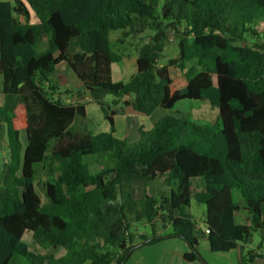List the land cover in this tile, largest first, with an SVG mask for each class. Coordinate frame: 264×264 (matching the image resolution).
I'll use <instances>...</instances> for the list:
<instances>
[{"label": "trees", "instance_id": "16d2710c", "mask_svg": "<svg viewBox=\"0 0 264 264\" xmlns=\"http://www.w3.org/2000/svg\"><path fill=\"white\" fill-rule=\"evenodd\" d=\"M160 3V8H159ZM32 16L36 22H32ZM264 0H10L0 1V264H125L134 251V225L151 238L184 241L187 263L202 262L199 231L211 253L244 247L252 264L264 241ZM147 40L136 71L115 82L123 59L109 42ZM171 39L178 54L158 66ZM45 43L46 49L36 47ZM64 64L101 110L109 132L91 133L85 103L61 98ZM178 74L171 76V70ZM54 75V80L52 79ZM66 92V91H65ZM113 97V107L103 102ZM125 97L130 99L123 101ZM122 105L118 106V103ZM208 103L213 123L161 117L142 140L114 136L113 117L130 107L144 116L177 103ZM24 135L25 143L21 141ZM145 137V138H144ZM44 177L43 200L36 180ZM164 177L167 197H134L133 183ZM202 180L199 191L193 181ZM204 206L206 231L186 213ZM244 215L246 222L239 223ZM171 232L156 234V223ZM30 234L42 250L30 251Z\"/></svg>", "mask_w": 264, "mask_h": 264}, {"label": "rangeland", "instance_id": "374dc122", "mask_svg": "<svg viewBox=\"0 0 264 264\" xmlns=\"http://www.w3.org/2000/svg\"><path fill=\"white\" fill-rule=\"evenodd\" d=\"M163 0H161L162 3ZM159 8H160V3H159ZM257 30L259 32L260 37H264V24L260 23L257 27ZM121 37V31H111L109 33V42H110V47L112 52L114 53H122L123 54V59L120 63L118 64H114L112 66V72H113V81L115 82H125L129 79V77L135 73L136 68H135V60H136V56H137V48L143 44L146 43L147 40H140V39H132V38H127L124 40V43L122 45H118L116 44V40L118 38ZM46 49V44L42 43L37 45L36 47V51L37 52H41L43 50ZM178 54V50H177V45H176V40L175 39H171L167 45V47L165 48L161 58H159L158 60V66H162L165 65L167 60L173 57H176ZM59 70L57 71V76H58V80L57 82H60V86L59 89L62 92V94H66L68 92V95H70L73 100L75 101H79V102H84L86 103L87 106V118L88 121H90L89 123L91 125H89L88 123V128H90L91 133H94L92 131L93 127L97 126L98 123H102V117L103 114L100 110V108L94 103L92 102H88V100H84V98L86 97V91L83 90L81 87L79 88V83L76 79V77L73 75V73H71V71L65 67L64 64H61L59 66ZM171 76H175V74H178V71H174V69L171 70ZM54 80V78H52ZM1 88H2V76L0 75V94H1ZM66 91V92H65ZM88 94V93H87ZM90 98V97H89ZM113 97L111 96H105L103 98V102L107 105H109V107H111V109H114L112 101H113ZM0 101H1V95H0ZM68 101V100H67ZM120 104V103H118ZM122 105V103H121ZM191 107H195L197 108L196 112L194 113V115L192 116L191 114H189L190 112H188L190 110ZM200 108V109H199ZM122 113L120 114H116L115 115V124H114V135H116L117 139H120L122 141H125L129 144H134V143H138L142 140L141 135L138 134L139 136L136 139H132L130 137H132L134 135V131L132 129H129L128 126L126 125L127 122L129 121V119L122 117L121 115L124 114V112L126 111V108L123 107L122 109ZM158 110V109H157ZM171 116V117H184L185 119H188V121H192L194 123H198V124H206V123H213L216 120L217 117V113L215 112V109L213 110V108H211L209 106L208 103H204V102H199V101H184V102H180L177 103L175 105V107L172 110H164L161 109L158 110L155 114V117H163V116ZM105 123H107V121L104 120ZM130 123V121H129ZM107 126L109 127L108 123ZM140 130L145 134L148 133V129L147 126H145V128H140ZM98 131V130H96ZM137 134V132H136ZM134 137V136H133ZM145 138V137H144ZM21 141L23 143H25V139H24V135L21 136ZM5 145H6V141H5V135L3 133H1L0 135V154L2 155L4 153L3 149L5 150ZM1 157V156H0ZM0 162L4 163L5 159L4 157L0 158ZM44 177H40L39 179L36 180V191L38 192L39 196L41 197V199L43 200V186L41 185V183L43 182ZM164 177L158 176L155 178L154 181L152 182H147V183H133V191H134V197L136 199H141L144 197L145 194H149L155 198H159V197H167L170 194V190L172 187H168L167 185L164 184L163 182ZM193 191H198L201 189L200 186H203V181L202 180H195L193 181ZM186 213H188L193 221L198 224L202 217H204V206L195 203L194 201H192L190 208H188L186 210ZM261 214L262 217H264V206L262 207L261 210ZM156 234L157 235H161L164 236L168 233L171 232V229L169 227H166L165 229H161L160 227V223L157 221L156 223ZM133 232L135 233L136 237L134 239V244H136V247L134 249V251L132 252V254L134 252H138L142 249H145L147 247H154L155 248H159L160 247V243L161 242H169L171 245H175L178 244V242L180 244H184V246L186 247V249L188 250L186 244L184 243V241H182L181 239L172 237V238H166L163 240H159L153 244L150 245H142L141 246V239L138 237V235H144L147 238H151V230L149 228V226L144 225L143 223H137L134 225V229ZM23 242L27 245L28 249L30 251H33L35 253H39V254H48V255H53L54 257L58 258L62 255V250L61 249H57V250H52V249H48V250H42L40 249L37 245H35L32 241L31 235L30 234H25L23 236ZM259 238L258 235L256 233H253L250 243L247 245L248 248H252L255 250V248L257 247L258 243H259ZM261 252L264 256V241L261 244ZM208 250V244L205 240H202L201 237L198 238V252L200 257L205 261V264H234L233 260H230V254L234 253H211ZM131 254V256H132ZM130 256V257H131ZM205 257V258H203ZM130 259V258H129ZM128 259V260H129ZM260 259V258H258ZM256 259L254 264H260L259 260ZM127 260V261H128ZM126 261V262H127ZM262 261V260H261ZM14 264H21L19 261H15ZM242 264H246L245 262H243ZM253 264V263H252Z\"/></svg>", "mask_w": 264, "mask_h": 264}, {"label": "crops", "instance_id": "0c3cea01", "mask_svg": "<svg viewBox=\"0 0 264 264\" xmlns=\"http://www.w3.org/2000/svg\"><path fill=\"white\" fill-rule=\"evenodd\" d=\"M0 1H10V0H0ZM32 22L33 23L36 22V19L34 16H32ZM112 74H113V72H112ZM112 77H113V75H112ZM57 78H58V76H57ZM57 83H58V86H60V82H57ZM78 87L79 88L81 87L80 83H79ZM85 94H86V97L84 98V100H88V102H91V99L89 98V95L87 94V92ZM0 95H1V101H0V104H1L3 96H2V93ZM60 97L61 98H67V94H65V95L60 94ZM129 99H130L129 97H125L123 99V101H126V100L128 101ZM66 100H68L67 102H69V101L74 102V103L79 102L78 100L77 101L73 100V98L66 99ZM123 101H121L120 104H118V106H116V108L121 106V103ZM79 103H81V102H79ZM82 103H84V102H82ZM158 110H160V109H158ZM158 110H156L150 116H144L142 114L134 112L130 107L126 108V111L121 116L129 119V121H130V123L128 121L126 125L128 126L129 129H132L134 131V135H133L134 137L133 136L130 137L131 140L136 139L139 136L138 131L140 128L144 129L145 126H147V129L150 130L153 127V125L160 119L159 117H155V114ZM196 110H197V108L191 107L188 112H190L189 114H191L193 116L194 113L196 112ZM86 115H87V106H86ZM101 119H102L101 120L102 123H98L97 126L93 127V130H95V131H92V132H94L93 134H97L100 132H109V127L107 126V123L104 122L103 117ZM113 121L115 124V116L113 117ZM89 125H91V124L89 123ZM90 128H89V130H90ZM96 130H98V131H96ZM136 132H137V134H136ZM114 136L117 137L116 135H114ZM244 217L245 218H243L241 216L238 219V222L239 223L246 222V216L244 215ZM196 225H197L198 229H200L201 231H204V230H202V226L203 225L205 226L204 217H202L201 221ZM196 235H197V237H201L199 231L196 232ZM202 240H204V239H202ZM155 247L156 246L147 247V248L142 249L138 252H134L132 254V256L130 257V259L125 264H203L202 262H192V263L185 262L183 260V255L188 250L186 249L184 244H180L179 242H178V244H175V245H171L169 242H165V243L161 242L159 248H155ZM244 247H247V246L243 245V244H239L234 250H231L230 252H228V254L234 253V255L230 254L231 255L230 260H233L234 264H242L243 263V261L241 259V255H242V251H243ZM206 251H208V250H206ZM259 254H260V259H258V258H256V259H258L260 261L259 262L260 264H264V256H263L260 249H259ZM203 258H205V257H203ZM255 260L253 261V264L255 263Z\"/></svg>", "mask_w": 264, "mask_h": 264}, {"label": "water", "instance_id": "95a60500", "mask_svg": "<svg viewBox=\"0 0 264 264\" xmlns=\"http://www.w3.org/2000/svg\"><path fill=\"white\" fill-rule=\"evenodd\" d=\"M52 78H54V75ZM202 230L206 231V227L204 225L202 226ZM200 259H201L202 263L205 264V262L203 261V259L201 257H200Z\"/></svg>", "mask_w": 264, "mask_h": 264}, {"label": "built area", "instance_id": "2783aa9c", "mask_svg": "<svg viewBox=\"0 0 264 264\" xmlns=\"http://www.w3.org/2000/svg\"><path fill=\"white\" fill-rule=\"evenodd\" d=\"M256 253H258V251H256Z\"/></svg>", "mask_w": 264, "mask_h": 264}, {"label": "clouds", "instance_id": "9594fccd", "mask_svg": "<svg viewBox=\"0 0 264 264\" xmlns=\"http://www.w3.org/2000/svg\"><path fill=\"white\" fill-rule=\"evenodd\" d=\"M258 253H259V251H258Z\"/></svg>", "mask_w": 264, "mask_h": 264}]
</instances>
